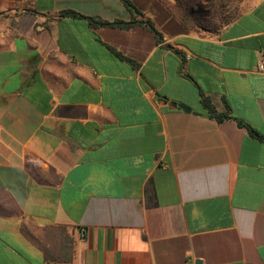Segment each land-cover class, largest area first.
Masks as SVG:
<instances>
[{"label": "crops", "instance_id": "0c3cea01", "mask_svg": "<svg viewBox=\"0 0 264 264\" xmlns=\"http://www.w3.org/2000/svg\"><path fill=\"white\" fill-rule=\"evenodd\" d=\"M130 1L0 0V264H264V0Z\"/></svg>", "mask_w": 264, "mask_h": 264}, {"label": "rangeland", "instance_id": "374dc122", "mask_svg": "<svg viewBox=\"0 0 264 264\" xmlns=\"http://www.w3.org/2000/svg\"><path fill=\"white\" fill-rule=\"evenodd\" d=\"M176 2V7L181 11L183 9L193 27L204 29H218L238 10L236 5H232L236 0H177Z\"/></svg>", "mask_w": 264, "mask_h": 264}, {"label": "trees", "instance_id": "16d2710c", "mask_svg": "<svg viewBox=\"0 0 264 264\" xmlns=\"http://www.w3.org/2000/svg\"><path fill=\"white\" fill-rule=\"evenodd\" d=\"M125 4V6L128 8V10H130V12L135 15V14H140V10L137 9L132 3L130 0H122ZM72 16H75V17H79V16H82V17H85L83 15H80V14H76L75 12H66ZM187 17V16H186ZM88 19V22L90 25H93V26H100V25H111V26H117V27H121V28H128L130 27L134 22V20H131V21H121V20H116V21H113V22H108L106 20H102V19H98V18H93V17H86ZM188 18V17H187ZM232 18V17H231ZM231 18L227 19L226 20V23L228 21L231 20ZM143 23L154 33V35L160 40L161 39V34L160 32L155 28L154 24L152 23L151 20H146L145 22L143 21ZM110 49L118 56L120 57L121 59H127L125 56H123L120 52L116 51L114 48H111ZM202 105L203 107L209 112V114L214 117L217 121H221L225 118H230V116H228V114L226 113H220V112H217L214 105L211 103V101L207 98V97H204L202 95ZM237 122L240 126H243L245 127L249 132L250 134L256 136V137H259L261 139H264V135H260L257 131H255L253 128H251L249 125H247L246 123H244L242 120H239L237 119Z\"/></svg>", "mask_w": 264, "mask_h": 264}, {"label": "built area", "instance_id": "2783aa9c", "mask_svg": "<svg viewBox=\"0 0 264 264\" xmlns=\"http://www.w3.org/2000/svg\"><path fill=\"white\" fill-rule=\"evenodd\" d=\"M13 4L14 8L17 10L25 11V10H30L34 8L35 5V0H6ZM257 68L260 71H264V59L261 58L258 60ZM84 229H80V233L83 236L84 235Z\"/></svg>", "mask_w": 264, "mask_h": 264}]
</instances>
